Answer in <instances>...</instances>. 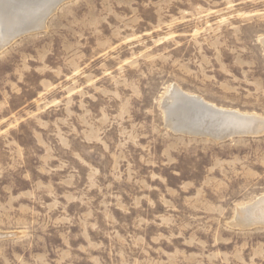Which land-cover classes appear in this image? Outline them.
<instances>
[{"label":"rangeland","instance_id":"374dc122","mask_svg":"<svg viewBox=\"0 0 264 264\" xmlns=\"http://www.w3.org/2000/svg\"><path fill=\"white\" fill-rule=\"evenodd\" d=\"M42 24L0 42V264H264L239 219L264 131L163 107L177 86L264 119V0H64Z\"/></svg>","mask_w":264,"mask_h":264},{"label":"bare ground","instance_id":"6f19581e","mask_svg":"<svg viewBox=\"0 0 264 264\" xmlns=\"http://www.w3.org/2000/svg\"><path fill=\"white\" fill-rule=\"evenodd\" d=\"M51 1L53 4H50ZM61 1L64 2V0H7L5 3L4 0H0L2 10V14L0 12L1 26L5 28V23L1 17L5 13V6L6 12L9 10L13 16V19L8 17L11 24H6L9 28L7 32V28L3 31L4 34L2 33L3 35L0 38L1 44L8 43L11 37L18 38L17 36L23 32L43 28L42 21L46 20L47 16L56 10ZM6 15L8 16L7 13ZM6 33L10 34L7 38H5ZM163 107L168 124H171L172 118L176 113H186L188 118L186 120L187 125L183 123V126L180 122L181 124H179L183 126L184 130L178 129V131L183 130L191 134H204L215 138L217 141L232 138L236 135H254L264 131L263 118L250 114L243 116L238 112H234L235 110L218 109L204 102L199 97L186 94L177 86L170 88L163 100ZM244 217H247L250 224L254 222L264 223V197L255 204L241 208L239 210V219L242 221ZM249 222L247 221L248 225Z\"/></svg>","mask_w":264,"mask_h":264},{"label":"water","instance_id":"95a60500","mask_svg":"<svg viewBox=\"0 0 264 264\" xmlns=\"http://www.w3.org/2000/svg\"><path fill=\"white\" fill-rule=\"evenodd\" d=\"M194 135H196V136H206V135H204V134H194ZM251 135H253V134H251ZM255 135V134H254ZM230 136V135H229ZM206 137H209V138H212L213 140H215V138H213V137H210V136H206ZM228 137V136H227ZM235 137H237V135L235 136ZM233 138V137H232ZM227 139H229V138H226V139H223L222 141H225V140H227ZM217 141V140H216Z\"/></svg>","mask_w":264,"mask_h":264}]
</instances>
